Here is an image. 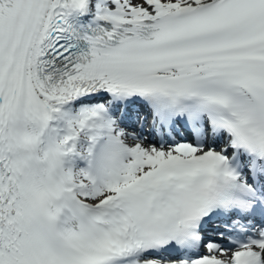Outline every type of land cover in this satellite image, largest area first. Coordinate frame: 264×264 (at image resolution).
Instances as JSON below:
<instances>
[{"label": "snow or ice", "instance_id": "6c2138e0", "mask_svg": "<svg viewBox=\"0 0 264 264\" xmlns=\"http://www.w3.org/2000/svg\"><path fill=\"white\" fill-rule=\"evenodd\" d=\"M0 264H264V0H0Z\"/></svg>", "mask_w": 264, "mask_h": 264}]
</instances>
